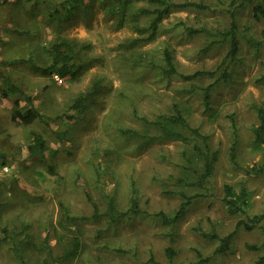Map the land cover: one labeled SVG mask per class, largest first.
<instances>
[{"label":"rangeland","instance_id":"obj_1","mask_svg":"<svg viewBox=\"0 0 264 264\" xmlns=\"http://www.w3.org/2000/svg\"><path fill=\"white\" fill-rule=\"evenodd\" d=\"M63 1L0 0V72L34 97L47 122L12 121L14 98L2 97L0 79V164L8 166L0 174V228L8 232L0 246V264H22L11 250L13 242L26 264H152L150 256L160 264L206 257L204 264H255L264 253V148L253 147L252 135L258 123L253 106L264 107V16L258 13L256 18L253 8L258 1L264 8V0H172L202 2L208 9L175 10L160 22L153 40L133 44L142 37L134 27L149 21V16L137 14L139 8H152L146 1L128 0L123 13L114 0H81L73 8L72 3L62 7ZM231 10L238 58L230 80L213 90L210 107L204 108L200 95L186 94L190 83L164 75L163 49L170 51L180 73L217 68L229 41L204 48L220 38L214 32L227 30ZM186 27L212 35H188ZM61 39L82 64L74 79L29 68L25 60L30 55L37 65L48 66L45 48ZM95 82L99 92L83 108H71ZM174 103L186 106L190 125L208 136L218 154L213 175L202 188L177 183L186 157L201 167L190 145L174 140L143 145L144 136L157 131L139 118L153 120ZM31 132L41 133L48 143L44 159L26 150ZM55 132L66 135L60 139ZM235 140L232 163L229 150ZM226 184L246 191L243 213L227 211ZM180 191L199 196L180 220L164 224L155 214L172 216L181 202ZM85 192L100 217L93 216ZM132 193L143 212L108 224L103 216L108 198L124 212ZM261 214L258 225L250 231L238 228L228 250L213 254L218 241L205 234L224 236L237 221ZM74 239L79 242L77 255L56 261Z\"/></svg>","mask_w":264,"mask_h":264},{"label":"trees","instance_id":"obj_2","mask_svg":"<svg viewBox=\"0 0 264 264\" xmlns=\"http://www.w3.org/2000/svg\"><path fill=\"white\" fill-rule=\"evenodd\" d=\"M116 4L119 5V11L125 12L128 9V0H114ZM152 8H139L137 11L138 15L149 16V21L146 26H135V32L142 37L135 38L133 43L148 42L153 40L159 30L160 22L166 18L170 13L175 10L194 8L206 10L208 6L202 2L194 1H183L174 2L172 0H144ZM242 1H252V0H242ZM81 0H65L63 1L62 7H65L66 3L71 4V8L74 7V3H79ZM243 2L238 4L237 7L242 6ZM254 16L258 18V13L264 16V8L261 6L260 2H256L253 8ZM230 23L226 31H216V35L220 38L217 40H212L204 48L206 50L210 46L216 43H221L223 41H229V49L227 54L223 57L217 68L212 70H197L192 73L184 74L178 72L175 64L173 62V57L168 49H163V61L164 67L162 68L163 73L166 77L177 76L182 81L190 83V89L186 94L193 93L200 95L201 103L204 108L210 107L212 92L219 84H225L230 80V68L231 65L237 60L239 52V41L237 38V26L234 19V10L230 11ZM50 16L52 14L50 13ZM188 35H195L198 33H212L206 29H197L192 27L185 28ZM215 35V34H213ZM45 52L48 55L50 62L46 67L39 66L35 63L34 59L30 55L25 62L29 65V68L36 73L41 75H46L49 77L57 76L59 78H69L74 79L82 69V64H77L75 62V55L72 51L70 44L66 40H57L50 43L48 47L45 48ZM204 78H209L211 81L204 86H198L197 81ZM0 79L3 85L1 95L3 98L13 97V108L11 110L10 118L12 121H19L22 124L28 125L34 121H40L47 124L44 116L37 109L34 97L26 93L20 86L13 82L10 77L4 75L0 72ZM99 92V85L95 82L85 93L79 94L73 101L71 108H83L92 97ZM22 102V104H21ZM254 110L258 119V123L252 129L253 135V147L255 149L264 148V107L260 105H254ZM186 106L180 103H174L169 112L163 114H158L153 120H146L145 118H139L143 122L152 126L156 131V135L144 136L145 141L143 145L148 144L154 140H174L181 141L190 145L192 153L201 162V167H197V164L193 160H189L188 157L185 161L188 163L183 170V174L177 179V183L183 186H194L197 188H202L213 175L215 168V161L217 159V151L212 150L209 144L208 136L202 134L197 127L190 125L187 117ZM136 136L139 134L131 130ZM57 138H63L66 132H55ZM26 150L29 156L33 158H45V153L49 150V146L45 138L41 133L31 132L30 139L27 142ZM235 152H236V140L230 146L229 155L232 163H235ZM50 170L52 168H49ZM224 197L223 203L230 214L243 213L244 208L248 206L247 193L245 190L241 189L235 191L230 185L226 184L223 188ZM87 200L91 203L93 207V216L95 218L100 217L98 213L96 204L92 201V198L87 192ZM181 196V202L172 216H167L162 212L156 213L157 216L164 224L173 225L178 220H180L187 212L189 206L199 194L195 193L193 195H187L184 192H178ZM143 211L140 210L137 198L132 193L130 197V206L126 211H119L114 202V198L110 196L108 198V205L106 212L103 216L107 219L108 224H116L127 216H135L141 214ZM263 218V214L253 216L248 222L239 220L236 222L234 230L229 232L224 236H219L217 234H205L206 237L217 240L218 245L214 249L213 254H220L228 250L230 239L235 233V231L242 227L243 229L250 231L256 225H258ZM3 233V238H0V246L3 244L4 240L8 236L7 229L5 227L0 228ZM264 233V229H263ZM5 238V239H4ZM252 249L257 248V246H250ZM79 242L74 239L72 242V247L69 248L61 257L55 258L56 261L63 259H72L78 253ZM11 250L19 259L22 264H26L22 255L19 251V244L13 242ZM169 254L172 253L168 250ZM209 258H199L198 261L191 262L188 264H204ZM149 262L152 264H160L156 262L152 256L149 258ZM255 264H264V253L258 257Z\"/></svg>","mask_w":264,"mask_h":264},{"label":"built area","instance_id":"obj_3","mask_svg":"<svg viewBox=\"0 0 264 264\" xmlns=\"http://www.w3.org/2000/svg\"><path fill=\"white\" fill-rule=\"evenodd\" d=\"M8 172V166L0 164V174H6Z\"/></svg>","mask_w":264,"mask_h":264}]
</instances>
